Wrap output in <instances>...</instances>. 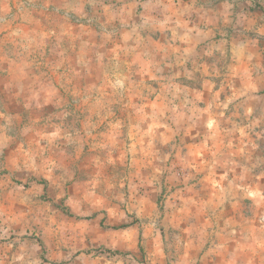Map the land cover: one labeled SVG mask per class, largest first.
Here are the masks:
<instances>
[{"label": "rangeland", "instance_id": "374dc122", "mask_svg": "<svg viewBox=\"0 0 264 264\" xmlns=\"http://www.w3.org/2000/svg\"><path fill=\"white\" fill-rule=\"evenodd\" d=\"M0 264H264V0H0Z\"/></svg>", "mask_w": 264, "mask_h": 264}]
</instances>
